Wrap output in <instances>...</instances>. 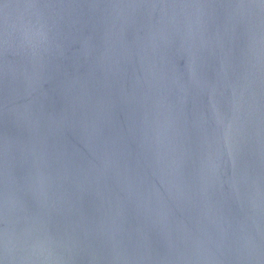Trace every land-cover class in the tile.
Wrapping results in <instances>:
<instances>
[{
  "label": "water",
  "instance_id": "1",
  "mask_svg": "<svg viewBox=\"0 0 264 264\" xmlns=\"http://www.w3.org/2000/svg\"><path fill=\"white\" fill-rule=\"evenodd\" d=\"M0 264H264V0H0Z\"/></svg>",
  "mask_w": 264,
  "mask_h": 264
}]
</instances>
